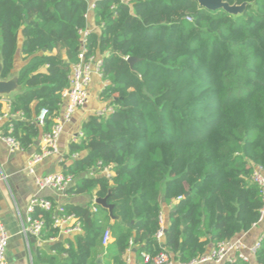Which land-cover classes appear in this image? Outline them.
Returning <instances> with one entry per match:
<instances>
[{
  "label": "trees",
  "instance_id": "1",
  "mask_svg": "<svg viewBox=\"0 0 264 264\" xmlns=\"http://www.w3.org/2000/svg\"><path fill=\"white\" fill-rule=\"evenodd\" d=\"M225 1L246 6L233 15L196 0L94 3L99 33L85 47L102 60L99 98L112 111L82 123L63 174L74 178L67 195L107 196L114 219L93 201L94 210L53 200L35 206L43 239L58 236V217L81 226L39 252L40 264H126L129 249L135 264L160 252L189 262L258 221L263 195L251 177L256 166L264 170V0ZM87 13L86 0H0L1 78L18 50L23 61L5 128L20 149L49 132L60 112ZM232 264H264V234L249 262Z\"/></svg>",
  "mask_w": 264,
  "mask_h": 264
},
{
  "label": "crops",
  "instance_id": "2",
  "mask_svg": "<svg viewBox=\"0 0 264 264\" xmlns=\"http://www.w3.org/2000/svg\"><path fill=\"white\" fill-rule=\"evenodd\" d=\"M88 3V30L99 33V27L93 22V6L97 0H86ZM20 49V46H19ZM23 65L20 51L15 55L14 66L8 78L18 74ZM104 86V82L95 76L89 85L88 98L86 103L75 110L71 120L64 126L58 140V152L46 157L43 161L34 166V173H29L26 169L28 158L39 150L40 137L27 149L10 150L2 140L5 135L7 119L3 114L8 112L7 101L16 92L3 95V114L0 115V219L4 223L10 238L6 249V261L8 264H40L39 252H49L51 244L67 237L62 232L58 236L50 239L25 235L21 228L26 225L28 206L33 197H42L53 200L57 207L66 203L77 204L93 208L96 197L87 194L67 195L61 194L51 189L40 190L35 184V176H44L53 173H63L65 167L71 161L67 157L69 144L79 142L81 136V125L90 114L104 110L106 105L99 98V93ZM63 109L61 105L60 112ZM59 112V113H60ZM93 201V202H92ZM92 202V203H91ZM264 234V218L256 223L249 231L238 235L247 244H253ZM129 261L126 264H135L133 251L126 253ZM101 261V259H100Z\"/></svg>",
  "mask_w": 264,
  "mask_h": 264
},
{
  "label": "built area",
  "instance_id": "3",
  "mask_svg": "<svg viewBox=\"0 0 264 264\" xmlns=\"http://www.w3.org/2000/svg\"><path fill=\"white\" fill-rule=\"evenodd\" d=\"M128 1V0H125ZM87 17V14H86ZM88 29L80 31L81 34V49L78 53V60L71 65L70 74L68 77L69 84L61 92V105L62 111L54 117V124L51 130L43 133L40 137L39 150L32 154L27 160L26 169L29 173H34V166L46 157L58 152V140L62 133L64 126L71 120V117L77 108L82 107L88 98V89L93 78L98 76L101 78L102 60L95 55H87V48L85 41L89 35ZM105 85V83H104ZM112 111L111 107L104 110L95 112L98 115H103L105 112ZM46 114L45 109H41L36 121L39 125H43L44 117ZM18 115V114H17ZM15 115L6 112L3 117L8 119ZM2 140L7 144L8 148L12 151L19 150V143L10 135L2 136ZM78 154H74L72 158H77ZM106 176H110L109 168L102 170ZM95 175L93 170L85 173L84 176ZM252 181L257 184L263 195V205L260 210V216L256 223L264 218V170L261 166H256L252 173ZM74 178L70 175L63 173H53L44 176H35V184L40 190L51 189L61 194H66V190L73 184ZM35 206L48 209L50 207L49 200L42 197H33L28 206V214L26 217V225L23 224L21 232L25 235L31 234L35 237L40 235L43 222L39 219H33L31 213ZM95 209V208H93ZM255 223V224H256ZM254 224V225H255ZM55 226L58 227L59 232L71 235L81 231V226L72 216L58 217L55 220ZM163 229L157 232V237H161ZM10 235L0 219V264H8L6 261V249ZM262 236L258 238L253 244H247L242 237H236L230 241H223L213 246L208 252L192 259L189 262H179L173 260L166 252H160L155 256H149L142 253L144 263L148 264H232L235 259L244 262H249L251 256L255 253ZM110 240V230H104L101 238L102 245H106ZM130 249L128 250V252ZM129 258L126 257V262Z\"/></svg>",
  "mask_w": 264,
  "mask_h": 264
},
{
  "label": "water",
  "instance_id": "4",
  "mask_svg": "<svg viewBox=\"0 0 264 264\" xmlns=\"http://www.w3.org/2000/svg\"><path fill=\"white\" fill-rule=\"evenodd\" d=\"M199 4V6L206 8L207 10H217V9H223L226 12L236 15L240 14L245 6L246 2H243L241 4H230L225 0H196ZM127 61L130 63V65H133V63L137 60L135 57H128L126 58ZM2 70V64L0 61V75ZM21 89V86L18 84V74L14 75L11 78L8 79H2L0 76V96L8 95L12 92L19 91ZM39 143V142H37ZM96 204L102 206L103 208H106L111 216L112 219H114V216L112 214L113 205L107 203V196L105 197H98L94 201ZM29 237H31V234H28ZM100 259H98V262Z\"/></svg>",
  "mask_w": 264,
  "mask_h": 264
}]
</instances>
